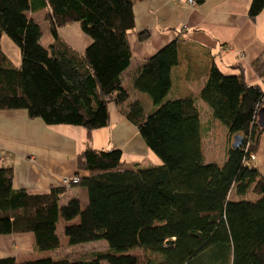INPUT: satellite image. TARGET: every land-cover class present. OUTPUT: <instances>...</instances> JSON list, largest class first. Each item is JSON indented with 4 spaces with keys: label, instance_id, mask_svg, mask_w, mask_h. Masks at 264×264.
Instances as JSON below:
<instances>
[{
    "label": "trees",
    "instance_id": "obj_1",
    "mask_svg": "<svg viewBox=\"0 0 264 264\" xmlns=\"http://www.w3.org/2000/svg\"><path fill=\"white\" fill-rule=\"evenodd\" d=\"M136 1L0 0V39L5 36L19 54L14 66L0 50V111H24L47 126L86 132L73 185L85 191V206L76 198L61 204L60 185L42 193L13 189L12 170L0 168V236L29 233L33 252L52 251L59 246L61 220L68 246L106 243L75 259L17 263L9 257L0 264H264V177L249 159L264 131L256 122L264 89L246 85L241 72L223 75L211 65L196 98L167 99L177 63L175 39L131 77L130 89L151 108L146 111L139 100H130L114 73L130 63L126 34ZM263 9L264 0H250L246 17L253 21ZM37 11H44L47 46L28 17ZM72 24L90 40L82 52L58 35ZM252 69L264 77V50ZM196 100L228 137H241L238 149L227 148L221 165L203 161ZM109 105L136 128L160 164L141 167L125 162L119 150L90 147L91 132L108 125ZM248 193L252 199H243Z\"/></svg>",
    "mask_w": 264,
    "mask_h": 264
},
{
    "label": "crops",
    "instance_id": "obj_2",
    "mask_svg": "<svg viewBox=\"0 0 264 264\" xmlns=\"http://www.w3.org/2000/svg\"><path fill=\"white\" fill-rule=\"evenodd\" d=\"M249 2L202 0L196 5L186 0H137L132 7L133 27L126 34L130 63L122 73L114 70L123 86H127L130 100H139L144 109L151 112L147 99L130 89V80L146 59L175 39L177 63L170 74L171 89L167 99L196 98L211 65L223 75L237 76L241 72L246 85H258L264 89V77H259L252 69V63L264 50V9L251 21L246 17ZM32 14L28 17L35 22ZM138 33L147 37L138 40ZM58 35L77 52H82L90 43L77 24L58 30ZM195 104L199 111L203 152L202 143L216 122L204 104L199 100ZM81 129L65 125L47 126L40 120L28 119L24 111H0V168L12 170V188L42 193L50 187H58L63 178L74 176L76 155L85 147ZM223 133L221 161H204L203 158L204 162L221 165L224 161L231 137L225 131ZM90 136V147L95 150H119L125 162L137 163L141 167L149 166L151 162L158 165L136 128L113 105L108 106V125L92 131ZM263 146L264 132L251 161L254 165L256 162L262 177ZM78 176L86 177V174L79 173ZM70 198H76L82 208L86 204V193L81 188L65 189L61 204ZM76 222L77 219L72 223ZM64 226L65 223L58 220L57 236L58 229L61 233ZM58 240L60 243L59 237ZM32 243L33 237L29 233L0 236V259L11 257L18 263L43 259L53 251L33 252Z\"/></svg>",
    "mask_w": 264,
    "mask_h": 264
},
{
    "label": "rangeland",
    "instance_id": "obj_3",
    "mask_svg": "<svg viewBox=\"0 0 264 264\" xmlns=\"http://www.w3.org/2000/svg\"><path fill=\"white\" fill-rule=\"evenodd\" d=\"M32 15H33V18H34L36 24L40 28L41 36H40L39 42L42 46H47L51 42V39H50V36L48 34V31H47V25L42 19L43 12L39 11V12H36ZM0 50L11 61V63L14 66L18 65V63H19L18 50H17L16 46L14 44H12L5 36H2L0 39ZM125 87L127 88L126 85H125ZM81 130H83V129H81ZM223 131H225V129L218 122H216L213 130L208 132V134L209 135L211 134L213 137H210L208 135L209 137L207 136V138L202 143V148H203L202 153H203L204 161H208V160L221 161V157H222L221 155H222V151H223V140H225L224 139L225 133H223ZM82 132L84 134V145H85L86 132H85V130H83ZM262 150L264 152V146L262 147ZM103 151H105V150H103ZM255 154H254V156H255ZM259 155H260V153H259ZM152 156H154V158L156 160L155 161L156 164H160L159 159L157 157H155V155H153V154H152ZM149 161H151V160H149ZM152 163L153 162H151V165H155ZM144 165L146 166L149 164L144 163ZM255 165H256V162H255ZM76 188L77 187L72 185V186H69L65 189L66 190H73ZM242 198L243 199H252V197L249 193L246 194ZM58 237L60 239V243H59L58 248L54 249L50 255L46 256L51 260L75 259L78 257H83L85 255H88L91 251L100 250L102 247H106V243L104 241L86 243V244L75 245V246H68L65 242V238L62 236L59 229H58ZM63 240H64V242H63Z\"/></svg>",
    "mask_w": 264,
    "mask_h": 264
},
{
    "label": "water",
    "instance_id": "obj_4",
    "mask_svg": "<svg viewBox=\"0 0 264 264\" xmlns=\"http://www.w3.org/2000/svg\"><path fill=\"white\" fill-rule=\"evenodd\" d=\"M256 122L258 127L264 130V104L257 111ZM240 144H241V137L235 135L231 139L229 148L232 150L238 149Z\"/></svg>",
    "mask_w": 264,
    "mask_h": 264
},
{
    "label": "built area",
    "instance_id": "obj_5",
    "mask_svg": "<svg viewBox=\"0 0 264 264\" xmlns=\"http://www.w3.org/2000/svg\"><path fill=\"white\" fill-rule=\"evenodd\" d=\"M189 4H192L193 2L191 0H186ZM250 161H253L254 155L249 156ZM77 183V178L75 176L63 178L61 180L60 186L67 188L69 186L75 185Z\"/></svg>",
    "mask_w": 264,
    "mask_h": 264
}]
</instances>
